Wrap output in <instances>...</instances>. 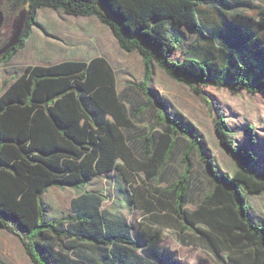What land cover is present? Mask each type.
I'll list each match as a JSON object with an SVG mask.
<instances>
[{"label":"trees","instance_id":"trees-1","mask_svg":"<svg viewBox=\"0 0 264 264\" xmlns=\"http://www.w3.org/2000/svg\"><path fill=\"white\" fill-rule=\"evenodd\" d=\"M25 13L18 44L0 56L9 62L37 26L41 8L70 16L95 17L118 48L137 53L142 62L138 82L125 87L139 92L143 102L127 108L121 101L110 64L101 57L88 62L65 61L28 66L20 76L2 82L0 90V229L16 236L33 264H173L157 253L160 235L144 231V247L131 237L129 226L99 211L102 199L83 192L72 200L69 218L45 220L41 196L50 187L76 189L98 174L116 171L134 184V177L163 181L164 168L179 141L181 174L164 188L131 187L132 202L145 215V225L173 230L183 245L202 248L216 264H264V225L255 223L247 195L264 191V175L254 168L256 157L236 147L233 131L223 118L216 121L220 144L233 157L232 175L218 170L203 151L200 137L156 102L150 88L153 66L196 94L200 88H225L231 94L264 93V7L254 24L233 13L226 0H7ZM202 4H211L220 17L218 28L203 21ZM252 7V6H249ZM253 8V7H252ZM254 28H253V27ZM184 27L194 35L180 60L182 40L173 30ZM229 65V66H228ZM252 74L249 81L243 76ZM226 70V81L214 73ZM209 71L212 73L209 76ZM154 108L152 127L140 137L137 150L127 138L132 119ZM252 128L247 127L253 145ZM195 152L205 167L210 187L192 210L188 205ZM97 256L96 263L88 254ZM155 261L156 263H153Z\"/></svg>","mask_w":264,"mask_h":264},{"label":"rangeland","instance_id":"rangeland-1","mask_svg":"<svg viewBox=\"0 0 264 264\" xmlns=\"http://www.w3.org/2000/svg\"><path fill=\"white\" fill-rule=\"evenodd\" d=\"M226 1L233 13H242L251 22L256 19L257 8L264 7V0ZM201 10L203 14L209 16L207 25L216 28L215 23L218 20L215 8L211 4H202ZM16 17L17 13L8 1L0 0V47L11 37L17 22ZM44 17L45 21L53 24L56 28L57 36L53 39L56 41L58 55L67 53L88 55L92 41L100 43V39H105V34L108 33V29L97 22H85L71 18L65 16L62 11L51 10ZM173 31L181 37L182 45L181 50L171 54V59L180 60L183 57L182 50L187 48L194 35L184 27H174ZM104 47L105 55L115 72L116 89L121 101L127 108L142 103L143 97L139 92L125 87L127 82H138L141 79L140 56L135 52L121 51L114 41L105 40ZM256 65L258 72L264 71V61H258ZM18 67L17 62L13 63L12 68L7 65L0 66V90L2 82L10 79ZM247 73L248 70L245 69L243 76L251 81L252 74L247 75ZM208 74L212 75L210 71ZM213 76L216 80L226 81V70L214 73ZM150 88L154 92L156 102L163 104L164 111L168 116L180 120L184 126L192 129L200 137L204 153L214 160L219 171L230 176L236 169L233 157L220 144L216 133V121L223 118L233 131L236 147L251 152L256 157L254 168L264 175V93L248 94L240 90L237 94H231L225 88L202 87L200 88L201 94H196L187 85L177 83L167 77L156 65L153 66ZM153 112L154 108H150L140 118H133L135 129L126 133L127 138L137 150L140 148L141 135L158 130V127H152ZM247 127L252 128L253 145L248 142ZM184 146L185 142H178L165 165L163 181L159 183L154 180L146 182L142 174H137L134 177V184L130 186L122 180L118 172L113 171L107 174H98L90 182L76 189L48 188L42 195L46 211L45 217L48 220L69 218L72 214L71 200L75 196L82 192L95 193L102 199L99 211L107 215L109 219L125 222L129 226L132 239L140 247L145 245V240L142 237L144 231L157 232L158 230L160 240L156 244L157 253L171 259L173 264H216L202 248L181 244L173 230L158 229L157 226L148 228L145 225L146 216L132 202L131 187H140L144 183L164 188L181 174L180 153ZM190 159L192 177L186 208L192 210L199 204L210 187V181L205 167L194 151L190 154ZM247 201L251 207L253 221L264 225V191L258 194H248ZM95 254H88L89 262L96 263L98 258ZM142 259H144V254L137 250L129 254L128 263L137 264Z\"/></svg>","mask_w":264,"mask_h":264},{"label":"crops","instance_id":"crops-1","mask_svg":"<svg viewBox=\"0 0 264 264\" xmlns=\"http://www.w3.org/2000/svg\"><path fill=\"white\" fill-rule=\"evenodd\" d=\"M50 12L51 10L47 8H41L38 10L37 26L31 29V33L27 38V40L25 41L24 46L14 54V56L9 62L0 65V66L7 65V66H11L12 68L13 63L17 62L19 67L17 71L13 72L12 77L20 76L28 66L47 67L65 61L88 62L89 60L95 57L104 58L110 64L107 56L105 55L106 51L104 47V42L106 40L108 42L114 41L116 43V41L110 34L109 30L107 31L108 33L105 34V39L103 40L100 39L101 40L99 41L100 43L98 42L96 43L94 40L92 41L89 48L90 54L88 55L82 53H67V54L58 55L56 49V41L53 39V37L57 36L56 28L54 27L53 24L45 21V17H44L45 14H48ZM56 12H60V11H56ZM215 12L217 13V10ZM65 16L71 18H77L85 22H97L98 24H100L98 20L93 16H89V17L70 16L66 14ZM202 17H203V21L207 23L209 16L203 14V11H202ZM216 17L218 21L217 23H215V27L218 28L220 26V17L218 16V14H216ZM254 21L255 19L252 20V22H249V24L253 25ZM100 25L103 26L102 24ZM103 27L106 28L105 26ZM72 200H71V204H72ZM45 216H46V211H45ZM45 220L50 221L46 217ZM0 264H33L26 255L20 240L16 236L2 229H0Z\"/></svg>","mask_w":264,"mask_h":264},{"label":"water","instance_id":"water-1","mask_svg":"<svg viewBox=\"0 0 264 264\" xmlns=\"http://www.w3.org/2000/svg\"><path fill=\"white\" fill-rule=\"evenodd\" d=\"M24 20H25V13L23 12L20 14L13 28V33L11 37L4 43V45L0 47V56L5 54L6 51L14 48L18 44L22 30H23Z\"/></svg>","mask_w":264,"mask_h":264}]
</instances>
